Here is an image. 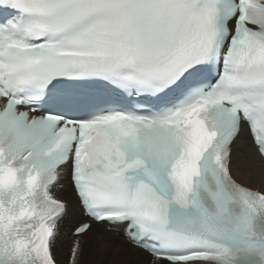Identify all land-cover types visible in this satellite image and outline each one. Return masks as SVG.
I'll list each match as a JSON object with an SVG mask.
<instances>
[{
  "label": "snow or ice",
  "instance_id": "1",
  "mask_svg": "<svg viewBox=\"0 0 264 264\" xmlns=\"http://www.w3.org/2000/svg\"><path fill=\"white\" fill-rule=\"evenodd\" d=\"M0 264H264V0H0Z\"/></svg>",
  "mask_w": 264,
  "mask_h": 264
}]
</instances>
